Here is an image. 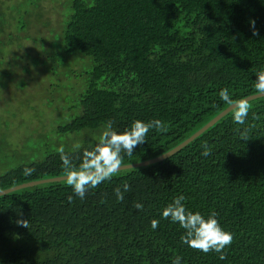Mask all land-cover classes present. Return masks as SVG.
<instances>
[{"label": "trees", "instance_id": "16d2710c", "mask_svg": "<svg viewBox=\"0 0 264 264\" xmlns=\"http://www.w3.org/2000/svg\"><path fill=\"white\" fill-rule=\"evenodd\" d=\"M42 1L0 0L1 88L13 74L1 58L30 39L28 19ZM70 2L51 50L35 37L39 49L34 57L25 56L50 77L48 103L53 92L63 91L72 116L51 136H26L21 149L0 136V190L64 176L57 148L63 145L79 166L109 120L117 132L136 120L159 119L168 126L166 133L151 129L146 143L124 157L126 165L164 154L227 108L222 89L233 101L258 93L264 0ZM249 21H255L257 36ZM78 54L88 64L70 69L67 57L78 62ZM22 70L29 73L28 67ZM59 77L73 84L59 83ZM22 87L18 81L16 88ZM248 103L243 125L234 122L232 110L171 157L117 172L83 200L66 181L0 197V264H172L177 256L181 264H264V97ZM205 143L212 148L209 156L201 155ZM25 168L34 171L25 175ZM124 183L131 190L121 202L114 190ZM181 195L189 211L205 218L215 212L233 234L225 259L183 244L185 230L162 218L163 209ZM18 219L29 220L28 229ZM153 219L159 220L155 230Z\"/></svg>", "mask_w": 264, "mask_h": 264}, {"label": "clouds", "instance_id": "9594fccd", "mask_svg": "<svg viewBox=\"0 0 264 264\" xmlns=\"http://www.w3.org/2000/svg\"><path fill=\"white\" fill-rule=\"evenodd\" d=\"M249 24L253 29L252 35L257 36L259 33L255 30V21H249ZM255 88L259 94H264V70L257 73ZM0 92H3L2 89H0ZM219 96L222 101L232 106L234 122L243 125L250 110L248 101L246 99L233 101L227 88L222 89ZM113 123L111 120L105 123L98 143L83 151L79 166L73 163L71 155L65 151L63 145L57 148L62 161L65 181L81 200L85 198L90 189H94L104 181L110 180L113 175L126 167L124 157H131L137 146L146 143V136L151 129H155L160 133L168 131L167 124L159 119L149 122L136 120L129 129L123 132H117L113 127ZM241 138L243 140L247 139L246 130L241 133ZM75 147L78 149L80 145L77 144ZM202 147L204 150L201 155L209 156L212 151L211 146L205 143ZM33 171L32 168L24 169L25 175H31ZM130 190L128 183H124L122 187H117L114 190L117 200L122 202L124 193ZM68 200L71 203L73 197L69 196ZM184 200L183 195L175 198L172 203L163 209L162 218L168 219L172 223H178L185 230L181 237L183 244L204 254L209 252L218 253L220 259H225L224 250L233 243V234L221 227L216 219L217 214L215 212L205 218L199 212L189 211L185 207ZM134 207L137 210H142L143 204L135 203ZM16 223L25 229L29 227V220L18 219ZM158 226L159 220L153 219L151 228L155 230ZM172 264H181V257L177 256Z\"/></svg>", "mask_w": 264, "mask_h": 264}, {"label": "rangeland", "instance_id": "374dc122", "mask_svg": "<svg viewBox=\"0 0 264 264\" xmlns=\"http://www.w3.org/2000/svg\"><path fill=\"white\" fill-rule=\"evenodd\" d=\"M70 3V0H43L40 9L33 10V16L28 19L31 23L27 34L30 39L23 41L21 48L12 46L13 49L1 58L4 64L6 61L10 62L8 68L3 66L13 73L12 82L5 80L9 84L5 88L0 87L3 91L0 92V136L3 134L9 138L11 148L21 149L26 136L32 140L43 139L45 135L51 136L61 123L70 121L72 113L68 109L69 103L64 101L63 91L53 92L48 103L46 98L50 91V77L42 65L33 67L29 62L30 58L25 56L29 54L34 57L35 51L39 49L41 43L34 44L31 40L35 37L43 38V47L51 50L49 44L53 42L54 35H60ZM78 56L79 54L75 57L78 62L73 57H67L70 69L79 70L81 65L88 64L87 59L80 57L79 60ZM40 58L45 59L44 54ZM24 67H28L29 73L22 70ZM54 79L51 80L54 82ZM57 80L66 85L73 84L63 77ZM18 81L24 83L22 90L16 88Z\"/></svg>", "mask_w": 264, "mask_h": 264}, {"label": "water", "instance_id": "95a60500", "mask_svg": "<svg viewBox=\"0 0 264 264\" xmlns=\"http://www.w3.org/2000/svg\"><path fill=\"white\" fill-rule=\"evenodd\" d=\"M261 97H264V94L256 93L254 95H250V96L243 98V99H246L249 102V101H252L254 99L261 98ZM232 110H233L232 106L229 105L227 108H225L220 113H218L215 117H213L211 120H209L200 129H198L195 133H193L190 137H188L187 139L182 141L180 144H178L177 146H175L171 150H169V151L165 152L164 154H161L155 158H152V159H148V160L137 162V163L126 164L125 165L126 167L121 169V171L146 167V166L152 165L154 163L163 161L164 159H167L168 157H171L172 155H174L175 153L180 151L182 148H184L185 146L190 144L193 140H195L197 137H199L203 132H205L207 129H209L211 126H213L215 123H217L221 118H223L225 115H227ZM62 181H65L64 176L40 179V180H36V181L23 183L20 185H16V186H13L10 188L0 190V197L8 195V194L16 192V191H19V190H22V189H27V188H31L34 186H39V185L49 184V183H55V182H62Z\"/></svg>", "mask_w": 264, "mask_h": 264}]
</instances>
